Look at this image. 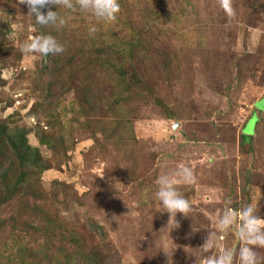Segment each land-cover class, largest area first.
Segmentation results:
<instances>
[{
    "label": "rangeland",
    "instance_id": "1",
    "mask_svg": "<svg viewBox=\"0 0 264 264\" xmlns=\"http://www.w3.org/2000/svg\"><path fill=\"white\" fill-rule=\"evenodd\" d=\"M71 2L57 3L64 56L88 32L132 51L130 125L114 132L118 118L82 116L88 73L60 79L48 56L24 53L42 32L26 4L0 0V126L41 163L23 165L28 180L1 206L0 264H205L225 250L240 264L243 218L219 222L253 203L264 217V0H118L111 22ZM90 78L100 111L113 87ZM184 167L193 182L175 176ZM164 176L191 204L179 227L153 200ZM255 251L264 264V247Z\"/></svg>",
    "mask_w": 264,
    "mask_h": 264
},
{
    "label": "trees",
    "instance_id": "2",
    "mask_svg": "<svg viewBox=\"0 0 264 264\" xmlns=\"http://www.w3.org/2000/svg\"><path fill=\"white\" fill-rule=\"evenodd\" d=\"M56 7L54 5H49L48 7L52 11H57L59 17L61 18V8ZM35 20V18H34ZM35 26L42 32L43 35H52L56 38V40H60L61 37L66 36V31L68 29L67 26L62 28V26L57 23L56 25H39L35 21ZM62 28V29H61ZM79 31V30H78ZM73 35L75 31H72ZM86 41L80 37L79 33L77 36L76 42H81L83 45H79L76 43V49L70 54L64 56V51L60 54H49L48 57L51 60V63L55 69H57V74L60 79L69 75V78L73 80L75 77H80L88 73V79H85L83 85V91L81 95V100L84 101L85 111L82 113V116H87L90 120L93 116L106 115L111 120L114 121L113 131L119 132L120 125L122 122L128 123L127 115L124 111L123 104L125 103V97L127 95V73L125 70V65H128L127 62L131 65V54L132 51L126 45L117 46L115 43L110 44L109 39H103L102 36L98 35V37L93 36L92 33H86ZM5 40V34L0 31V52L2 51V44ZM57 40V41H58ZM75 44V42H74ZM120 48V49H117ZM82 62L81 67L77 68ZM84 61V62H83ZM78 63L79 65H77ZM70 67H76V69L69 72ZM97 75L103 76L110 85L113 87V92L110 93L107 98L106 105L100 111H95L97 107H94L93 99L94 97L89 92V88L91 86L87 85L90 77H94ZM55 75L53 74V77ZM90 83V82H89ZM54 89V87H51ZM62 85L59 88L54 89L53 91L60 92L61 94ZM58 92V93H59ZM65 92V91H64ZM67 93V91H66ZM59 98V96H58ZM93 117V118H94ZM124 120H123V119ZM8 129L5 126H0V192L4 193L2 199L0 198V209L1 206L8 203L12 198L15 197L16 191L23 187L28 180V174L24 172L23 165L28 161L34 165L40 166L41 163L38 159H32V149L27 145V143L23 141H19L15 143L8 136ZM11 154L13 157H9ZM11 159V160H10ZM16 163L21 167V173L17 174L15 171ZM31 164V165H32ZM43 171V167H41ZM91 264H94L91 262Z\"/></svg>",
    "mask_w": 264,
    "mask_h": 264
},
{
    "label": "clouds",
    "instance_id": "3",
    "mask_svg": "<svg viewBox=\"0 0 264 264\" xmlns=\"http://www.w3.org/2000/svg\"><path fill=\"white\" fill-rule=\"evenodd\" d=\"M22 4H26L29 9V15L34 16L35 21L39 25H60L64 24V20L59 17L57 11H52L48 6L57 3H63L68 9H75V5L71 0H20ZM79 9L89 12L97 19L104 22H111L117 19L120 12V4L118 0H76ZM95 31V29H91ZM64 47L52 35H38L31 40L30 43H25L22 51L26 54L39 53L43 56L49 54H60L64 51ZM175 127H179L176 125ZM175 176L181 177L185 182L191 183L194 180L190 169L180 168ZM175 176H164L157 180V187L152 193L153 200L161 205L167 213L170 214V222L175 217L176 225L179 224L176 220L177 214H183L189 217L191 212V204L176 188L177 180ZM238 216L243 218V222L239 226V237L244 242V246L239 249L240 264H259L256 247H264V217L256 214L255 204H249L242 209L233 211L228 209L224 212L220 219V228L228 230L237 222ZM210 237L206 240L203 247L208 249L210 246ZM169 264H171L169 259ZM205 264H233V253L225 250L220 256L205 257Z\"/></svg>",
    "mask_w": 264,
    "mask_h": 264
}]
</instances>
